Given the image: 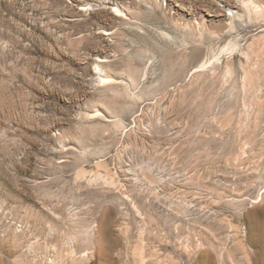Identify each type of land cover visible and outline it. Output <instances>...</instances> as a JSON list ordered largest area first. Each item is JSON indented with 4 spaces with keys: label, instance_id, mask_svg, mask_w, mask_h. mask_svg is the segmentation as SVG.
<instances>
[{
    "label": "rangeland",
    "instance_id": "obj_1",
    "mask_svg": "<svg viewBox=\"0 0 264 264\" xmlns=\"http://www.w3.org/2000/svg\"><path fill=\"white\" fill-rule=\"evenodd\" d=\"M0 264H264V0H0Z\"/></svg>",
    "mask_w": 264,
    "mask_h": 264
},
{
    "label": "bare ground",
    "instance_id": "obj_2",
    "mask_svg": "<svg viewBox=\"0 0 264 264\" xmlns=\"http://www.w3.org/2000/svg\"><path fill=\"white\" fill-rule=\"evenodd\" d=\"M83 7H86V6H83ZM114 9H115V12L121 13V10L118 7H115ZM117 15H119V14H117ZM95 71H97V73L99 74L101 79H103L105 81L109 80V77L106 74H104L105 72L103 73V71L101 70L100 67H97Z\"/></svg>",
    "mask_w": 264,
    "mask_h": 264
}]
</instances>
